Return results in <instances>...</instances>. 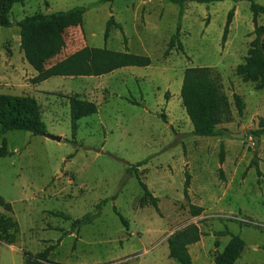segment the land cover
<instances>
[{"label": "rangeland", "instance_id": "rangeland-1", "mask_svg": "<svg viewBox=\"0 0 264 264\" xmlns=\"http://www.w3.org/2000/svg\"><path fill=\"white\" fill-rule=\"evenodd\" d=\"M97 1L24 0L11 8L12 26L0 27V94L34 98L45 125L42 135L0 136V218L11 225L0 241V264H24L25 253L46 249L47 264H176L167 239L189 224L201 233L188 246L192 264H213L230 235L245 243L234 264H264V134H250L264 121V89L235 73L256 38L249 3H186L178 35L182 50L174 47L168 54L179 7L166 0H112L60 18L56 26L35 25L33 42L44 67L84 47L127 50L151 64L34 84L36 73L24 60L15 23ZM110 18L122 32L111 26L104 38ZM256 24L264 27V15ZM191 67L210 69L218 86L226 104L216 126L226 131L222 136L192 135L180 100L183 73ZM233 95L244 104L241 115ZM69 98L96 106L95 114L78 120L74 136ZM140 162L136 174L127 173ZM138 180L157 199L158 211ZM190 205L201 207V215L192 217ZM85 216L88 222L71 230ZM222 231L229 235H216Z\"/></svg>", "mask_w": 264, "mask_h": 264}, {"label": "trees", "instance_id": "trees-1", "mask_svg": "<svg viewBox=\"0 0 264 264\" xmlns=\"http://www.w3.org/2000/svg\"><path fill=\"white\" fill-rule=\"evenodd\" d=\"M23 1L24 0H0L1 28H9L12 26L11 21L8 19L11 8L14 4H21ZM111 1L112 0H98L89 7H78L67 12H58L56 14L25 16L15 23L19 28V48L23 53L24 60L36 73L32 78L34 84L42 83L53 77H101L121 68H144L150 66L151 62L147 56L132 54L127 50L116 52L105 48L84 47L50 67H44L33 42V27L35 25L51 22L56 26L60 18L70 16L74 13L82 14L89 8L99 7ZM166 1L179 7L175 33L170 37L165 51V54H168L174 47L178 50H182L178 35L180 31V20L183 15V5L190 2L210 4L223 0ZM232 1H244L249 3V11L252 14L254 25L253 32L256 36L244 59V63L236 67L235 73L240 77L242 82L255 83V88L257 90L264 89V39H262L264 38V27L257 26L256 24V17L264 15V5L257 4L253 0ZM232 16L233 10L231 9L227 14L223 29L222 43L226 39ZM111 26H114L118 31L122 32L121 25L114 23L113 19L110 18L106 22L104 38H107L108 29ZM180 100L192 126V135L200 137H217L225 134L226 131L224 129H217L216 126L220 116L226 109V104L220 96L218 86L211 75L210 69L205 67H191L185 69L180 88ZM233 100L238 114L241 115L244 109L243 102L238 95H233ZM95 113L96 106L93 103H87L76 98H69V117L72 135L74 136L76 134L78 120ZM259 127L258 130L250 133L254 138H259L264 134V121L260 122ZM9 131H24L32 135H42L45 133V125L41 119L40 108L34 98L0 94V136ZM144 162L137 163L135 167L128 168L127 173L131 174L132 171H134L136 174L138 171L137 167L144 164ZM219 162H223L222 147ZM256 173L259 174L257 168ZM138 183L148 204L151 205L155 211H158L157 199L151 195L145 184L139 180ZM188 186L189 176L185 174V198L187 197ZM189 211L192 217H197L201 215L203 209L190 205ZM55 216L68 219V217L62 213L55 214ZM88 220L89 216L74 220L71 224V230H77L79 225L88 222ZM120 220L125 224L121 217ZM9 226L11 225L6 222L4 218H0V241L8 236L7 230ZM216 235H229V233L222 231L216 233ZM200 236L201 233L193 224L186 225L173 232L167 239L169 258L174 260L176 264H192L188 253V246L196 243ZM244 247L245 243L238 235H230V240L223 248L222 252L214 256L213 264H234L241 255ZM47 252L48 250L46 249L34 256L25 253L23 257L24 264H47Z\"/></svg>", "mask_w": 264, "mask_h": 264}, {"label": "water", "instance_id": "water-1", "mask_svg": "<svg viewBox=\"0 0 264 264\" xmlns=\"http://www.w3.org/2000/svg\"><path fill=\"white\" fill-rule=\"evenodd\" d=\"M264 39V38H262ZM230 137H233V138H243V134H241L240 136L237 135V134H229ZM46 137H48L49 139L51 140H55V141H60V137H55V136H50V135H46ZM256 142H257V139H256Z\"/></svg>", "mask_w": 264, "mask_h": 264}]
</instances>
